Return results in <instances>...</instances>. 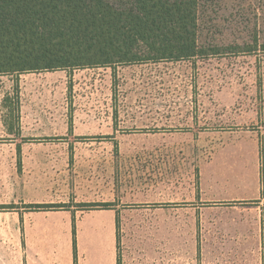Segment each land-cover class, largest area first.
<instances>
[{
	"label": "rangeland",
	"instance_id": "obj_1",
	"mask_svg": "<svg viewBox=\"0 0 264 264\" xmlns=\"http://www.w3.org/2000/svg\"><path fill=\"white\" fill-rule=\"evenodd\" d=\"M202 1L220 54L0 77L22 102L0 105V197L12 178L106 194L124 264H264V0ZM258 145L260 201H206L243 192Z\"/></svg>",
	"mask_w": 264,
	"mask_h": 264
},
{
	"label": "trees",
	"instance_id": "obj_2",
	"mask_svg": "<svg viewBox=\"0 0 264 264\" xmlns=\"http://www.w3.org/2000/svg\"><path fill=\"white\" fill-rule=\"evenodd\" d=\"M202 6V0H0V75L220 54L199 45ZM74 242L76 248L75 228Z\"/></svg>",
	"mask_w": 264,
	"mask_h": 264
},
{
	"label": "crops",
	"instance_id": "obj_3",
	"mask_svg": "<svg viewBox=\"0 0 264 264\" xmlns=\"http://www.w3.org/2000/svg\"><path fill=\"white\" fill-rule=\"evenodd\" d=\"M24 75L27 73L6 76L23 79ZM2 76L5 75H0ZM12 81H17L16 85L19 83V79ZM18 94L19 91L16 92V99L11 97V93L6 94L0 105L3 108L12 105L19 108L22 102L18 100ZM3 126L9 134L15 133L4 118ZM16 136L29 135L18 132ZM18 148L20 152V146ZM259 159L258 145L256 148L253 147L251 178L238 181L239 187L236 191L243 190L242 193L220 194L214 199L207 198L206 201L214 203L260 201L263 194ZM8 186H11V190L7 199L0 197V206H7L0 209V264H76V261L77 264H119L117 218L120 216V207L111 197L106 194L83 195L80 193L82 185L66 181L52 184L22 180L17 184L15 178H12ZM209 187L213 192L218 190L214 184ZM199 189L202 195L207 188L201 182ZM30 204L60 207L53 210L31 211L26 208ZM92 204H106L109 207H85ZM121 264L124 263L121 261ZM151 264L175 263L170 259H156L152 260Z\"/></svg>",
	"mask_w": 264,
	"mask_h": 264
}]
</instances>
